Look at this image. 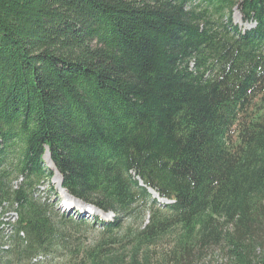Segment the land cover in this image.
Returning <instances> with one entry per match:
<instances>
[{
    "label": "trees",
    "instance_id": "obj_1",
    "mask_svg": "<svg viewBox=\"0 0 264 264\" xmlns=\"http://www.w3.org/2000/svg\"><path fill=\"white\" fill-rule=\"evenodd\" d=\"M54 170L114 213L95 238L36 196ZM214 247L264 264V0H0V264H190Z\"/></svg>",
    "mask_w": 264,
    "mask_h": 264
},
{
    "label": "rangeland",
    "instance_id": "obj_2",
    "mask_svg": "<svg viewBox=\"0 0 264 264\" xmlns=\"http://www.w3.org/2000/svg\"><path fill=\"white\" fill-rule=\"evenodd\" d=\"M232 20H233V24H235L238 27V29H240L242 32L247 31L254 26L252 22L245 21L242 14L237 9L233 11ZM43 165L47 168H52L50 166V162L48 161L47 156L45 155L43 156ZM19 181L20 180H18L17 182ZM59 182H60L59 176L58 174H55L54 178H52L49 182L45 181L43 185H40L36 192V196L39 197V199L42 202L47 203L49 207L52 208L53 214L56 215L55 216L56 218L62 215L63 212L59 207V203L63 199L62 192L58 190ZM5 211H6L5 216L3 218L4 221L8 220L13 222L14 220H16L17 216L12 210L6 207ZM148 218H149L148 211H145L143 219L141 220L142 226L148 222ZM71 220L79 223L78 225H75L76 229L80 233L87 236L89 239L95 238L100 233L101 230L100 225L98 224V222H96L93 218L89 216L88 218L83 219L82 221H79L74 217H72ZM2 227H3L2 230L3 235L9 234L10 227L7 224H4ZM174 233L176 234L177 231ZM173 245H174V238L170 236V237H166L158 245L153 247L150 251L152 252L151 255L152 258H154V261L164 262L165 257L170 252V249L173 247ZM196 256L194 255V259ZM194 259H192V263L190 261V264H226L227 262L225 252L220 250V248H216V247L202 251L201 255H199L197 259L195 260Z\"/></svg>",
    "mask_w": 264,
    "mask_h": 264
},
{
    "label": "bare ground",
    "instance_id": "obj_3",
    "mask_svg": "<svg viewBox=\"0 0 264 264\" xmlns=\"http://www.w3.org/2000/svg\"><path fill=\"white\" fill-rule=\"evenodd\" d=\"M45 156H47V154H45ZM48 158V157H47ZM50 166L53 168V166H52V164L50 163ZM58 174V173H57ZM54 175H55V170H54ZM58 176H59V179H60V182H61V178H60V175L58 174ZM53 178H54V176H53ZM60 182H59V187H58V190L60 191V192H62V194H63V199H64V197H65V203L66 204H68V208H76V209H78V210H80L81 211V209L79 208V207H77L76 205H74L73 204V202L72 201H70V200H67V198H66V191L63 189V188H61V186H60ZM83 209H85V208H83ZM83 211V210H82ZM85 211H86V209H85ZM84 212V211H83ZM107 219H109V218H107Z\"/></svg>",
    "mask_w": 264,
    "mask_h": 264
},
{
    "label": "water",
    "instance_id": "obj_4",
    "mask_svg": "<svg viewBox=\"0 0 264 264\" xmlns=\"http://www.w3.org/2000/svg\"><path fill=\"white\" fill-rule=\"evenodd\" d=\"M65 193H66V192H65ZM66 198H67V200L72 201L73 204L79 205V206H81V207L84 206V203H82V202H81L80 200H78V199H75V198L71 197V196L68 195L67 193H66Z\"/></svg>",
    "mask_w": 264,
    "mask_h": 264
}]
</instances>
